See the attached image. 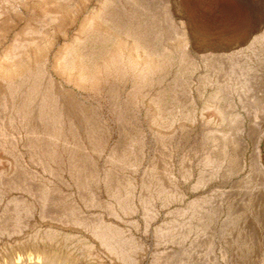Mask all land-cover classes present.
I'll return each instance as SVG.
<instances>
[{"label": "rangeland", "instance_id": "rangeland-1", "mask_svg": "<svg viewBox=\"0 0 264 264\" xmlns=\"http://www.w3.org/2000/svg\"><path fill=\"white\" fill-rule=\"evenodd\" d=\"M255 112L264 0H0V264H264Z\"/></svg>", "mask_w": 264, "mask_h": 264}, {"label": "bare ground", "instance_id": "bare-ground-1", "mask_svg": "<svg viewBox=\"0 0 264 264\" xmlns=\"http://www.w3.org/2000/svg\"><path fill=\"white\" fill-rule=\"evenodd\" d=\"M240 77L244 88L242 92L250 90V83L257 80V77L254 75H250V72L248 71L240 73ZM49 86L53 90L60 89V86L57 84V82L50 77ZM235 120L241 123V133H239L238 142L234 153L235 160H237L239 166H247L248 152L251 149L250 154L252 164L255 166L258 172L262 173V175L264 176V164L262 163V150L260 147L261 140L264 137V122L259 120V115L256 112L253 113L251 115V130L248 132L247 136H245L244 133L247 132V129L245 124L243 123L244 120L237 116ZM34 261L42 262L43 258L41 256H36V259H34Z\"/></svg>", "mask_w": 264, "mask_h": 264}]
</instances>
